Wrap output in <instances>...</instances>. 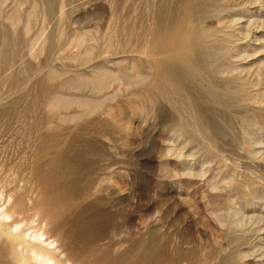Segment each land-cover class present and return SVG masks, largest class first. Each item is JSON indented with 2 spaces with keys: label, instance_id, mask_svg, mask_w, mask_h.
<instances>
[{
  "label": "rangeland",
  "instance_id": "374dc122",
  "mask_svg": "<svg viewBox=\"0 0 264 264\" xmlns=\"http://www.w3.org/2000/svg\"><path fill=\"white\" fill-rule=\"evenodd\" d=\"M263 71L264 0H0V264H264Z\"/></svg>",
  "mask_w": 264,
  "mask_h": 264
},
{
  "label": "bare ground",
  "instance_id": "6f19581e",
  "mask_svg": "<svg viewBox=\"0 0 264 264\" xmlns=\"http://www.w3.org/2000/svg\"><path fill=\"white\" fill-rule=\"evenodd\" d=\"M49 4H51V3H49ZM164 5H165V3H164ZM162 7H163V5H162ZM165 7V6H164ZM162 9V8H161ZM166 10H167V7H166ZM165 10V11H166ZM159 11V10H158ZM160 12H161V10H160ZM162 12H164V11H162ZM167 12V11H166ZM170 12V11H169ZM158 14H159V12H158ZM165 14V13H164ZM167 15V14H166ZM175 17V16H174ZM171 18L172 17H170V20H171ZM179 18L181 19V17L179 16ZM179 18H177L176 19V17H175V21L176 20H178L179 21ZM166 20H167V18H166ZM183 20H184V18H183ZM164 21V20H163ZM177 21V22H178ZM186 21V20H185ZM165 22V21H164ZM179 23V22H178ZM178 23H177V25H178ZM165 24H167V22L165 23ZM181 24V23H180ZM183 24H185L184 22H183ZM183 24H181V25H183ZM172 25V24H171ZM170 24H169V26H171ZM176 25V24H175ZM174 25V26H175ZM181 25L180 26H177L175 29H176V33L172 36V38H170L168 41H167V39L165 40V41H162V40H158L157 41V43H156V46L157 47H160V49H161V51L163 50V49H166V48H168V47H170L171 46V44L173 43V45L175 44V42H176V40H177V38H178V35H180V33L183 31H185V29H182L181 28ZM166 26H168V25H166ZM168 26V27H169ZM173 26V25H172ZM167 28V27H166ZM184 28H186V27H184ZM169 29V28H168ZM174 29V28H173ZM181 29H182V31H181ZM166 30V29H165ZM168 31V30H167ZM170 32V31H169ZM168 32V33H169ZM172 32V31H171ZM182 32V33H183ZM167 33V32H166ZM181 33V34H182ZM165 34V33H164ZM172 35V34H171ZM170 35V36H171ZM183 35H184V33H183ZM183 35H180V36H183ZM165 36H168V35H166L165 34ZM163 39H164V37H163ZM178 40H180V38L178 39ZM209 41V40H208ZM208 41L207 42H205V48H208L207 47V43H208ZM178 43H179V41H178ZM177 44V43H176ZM175 44V45H176ZM156 48V47H155ZM173 48V47H172ZM157 50V49H156ZM172 50V49H171ZM158 51V50H157ZM163 51H165V50H163ZM174 51V50H173ZM170 52V51H169ZM159 54V53H158ZM206 54V55H205ZM205 54H204V57H203V59H204V61L207 63V51H205ZM161 56H156L157 58L155 59L156 60V62L154 63V64H157L159 67L158 68H160L161 70H162V72L163 73H165L166 75H168V76H170L171 78H174V79H180V74H185V75H187V76H190L191 77V71H190V68H189V66H187L186 65V63L182 60V58H179L177 55H173V54H169V55H163L162 53L160 54ZM181 55V54H180ZM184 59V58H183ZM189 65V64H188ZM191 65V64H190ZM156 67V66H155ZM156 70H157V67H156ZM208 73H210V71H209V69H208V71H207ZM211 74V73H210ZM225 88V87H224ZM191 89V88H190ZM194 90H195V88H193ZM192 90V89H191ZM230 90H228V92H229ZM234 93V92H233ZM214 96V95H213ZM216 98V97H215ZM208 117V116H207ZM206 118V117H205ZM207 122V121H206ZM208 123V122H207ZM210 123V122H209ZM207 125V124H206ZM212 125V124H211ZM209 126V125H208ZM215 126V125H214ZM212 127V126H211ZM218 128V127H217ZM210 129V128H209ZM219 129V128H218ZM219 131V130H218ZM14 197H15V195H14ZM17 197V196H16ZM17 198H19V196L17 197ZM16 198V199H17ZM16 199H13L14 201L16 200ZM21 199V197L18 199V200H20ZM22 201V200H21ZM15 202V203H13L14 205H11V207H10V209L8 208V210L7 211H9L12 215H17V219H18V217H20L21 215H22V213H23V211L24 210H22V208L20 207L22 204L21 203H23V202ZM10 204V203H9ZM19 204H21V205H19ZM25 205H27L26 203H25ZM8 207V206H7ZM25 209V208H24ZM29 209V208H28ZM27 209V210H28ZM34 209V208H33ZM22 210V211H21ZM6 211V212H7ZM30 212V211H29ZM32 212V211H31ZM35 212L36 211H34V213H33V215L35 214ZM26 213V212H25ZM28 213V212H27ZM6 214H8V213H6ZM8 216H10V215H8ZM7 217V216H6ZM9 218V217H8ZM21 218V217H20ZM2 220V219H1ZM44 221H48V217H47V215L45 214V213H41V214H39V219H38V222L40 223V222H44ZM4 222L2 221V224H3ZM7 223H5L4 225H6ZM4 225H3V227H4ZM15 225V224H14ZM13 225V226H14ZM2 226V225H1ZM16 226V225H15ZM12 229V228H11ZM38 229V228H37ZM15 230V229H14ZM40 230L38 229V232H39ZM16 232H18V231H16ZM37 232V233H38ZM11 233V232H10ZM21 233V232H20ZM19 233V234H20ZM36 233V234H37ZM12 235L14 234V236H15V232H12L11 233ZM18 233L16 234V236L17 235H19ZM22 234V233H21ZM20 234V236L22 237L23 235H21ZM20 236H18V238H21ZM13 238V237H12ZM221 238V237H220ZM13 239H16V237L15 238H13ZM12 240V239H11ZM19 240V239H18ZM22 240V239H21ZM26 239H24V241H25ZM29 240V239H28ZM34 240V239H33ZM13 241V240H12ZM17 241V240H16ZM20 241V240H19ZM27 241V240H26ZM36 241V240H35ZM35 241L34 242H32V240L29 242H25L24 244V249H25V251H28V252H30V254L34 257V260H35V262H37V264H67V261H69L70 259L68 258V257H66V258H62L61 257V255L59 254V252L60 251H58V249L56 248V247H54V242L53 241H49V239L48 238H46L45 237V234L43 233V232H39V234H38V236H37V241H38V243H35ZM11 242V241H10ZM14 242V241H13ZM18 243V242H17ZM19 243H21V242H19ZM22 244V243H21ZM20 245V244H19ZM23 245V244H22ZM18 247V246H17ZM19 248H21L20 246H19ZM19 250V249H18ZM20 251V250H19ZM21 253V252H20ZM23 253V252H22ZM26 254V253H25ZM24 256V255H23ZM26 256V255H25ZM23 258V257H22ZM18 260H19V256H18ZM33 260V259H32ZM23 261V260H22ZM19 263H20V261H19ZM18 263V264H19ZM21 264V263H20ZM220 264H226V263H220Z\"/></svg>",
  "mask_w": 264,
  "mask_h": 264
},
{
  "label": "water",
  "instance_id": "95a60500",
  "mask_svg": "<svg viewBox=\"0 0 264 264\" xmlns=\"http://www.w3.org/2000/svg\"><path fill=\"white\" fill-rule=\"evenodd\" d=\"M203 16L206 17L203 13ZM208 17H206L207 19ZM209 36H210V39L207 43V63H208V68H209V71L211 73V75L218 81L220 82L221 84H224L225 88L227 90H230L228 94L230 97H232L234 103L238 100H240L241 98L239 97L240 96V93H241V90H232V88L230 87V81H228L227 79H224L222 77L223 75V72L226 70L225 68V65L223 64V61H222V54H221V50L218 46V44H216L215 42V35L213 34L212 31H209L208 32ZM261 75V78H264V71L262 73H259ZM234 92V93H233ZM264 96L262 95V99L264 100L263 98ZM180 110V108H179ZM181 111V110H180ZM181 114H184L185 116L191 118L192 120L194 118H192V116H189L187 115L185 112L181 111ZM194 124H195V127H196V130L198 132V134H200L202 137L204 138H207L209 140H211V138H209L206 134H204L202 132V128L200 126V124H197L194 120H193Z\"/></svg>",
  "mask_w": 264,
  "mask_h": 264
}]
</instances>
